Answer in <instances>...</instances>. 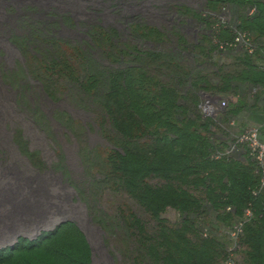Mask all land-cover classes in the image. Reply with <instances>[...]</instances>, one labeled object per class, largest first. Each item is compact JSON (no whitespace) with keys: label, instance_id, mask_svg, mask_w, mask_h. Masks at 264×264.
<instances>
[{"label":"trees","instance_id":"obj_1","mask_svg":"<svg viewBox=\"0 0 264 264\" xmlns=\"http://www.w3.org/2000/svg\"><path fill=\"white\" fill-rule=\"evenodd\" d=\"M231 4L256 8L254 16L244 12L236 24L250 34L256 49L251 55L235 53L232 63L219 65L212 53L222 52L218 46L233 37L232 24L221 22L218 15ZM176 14L197 28L198 39L191 43L196 57H190L189 39L179 24L167 30L137 22L130 28L131 38L154 48L121 42L114 30L92 26L86 49L70 48L75 59L71 64L70 55L61 50L66 43L48 37L56 28L52 24L45 36H30L44 38L48 47L38 55L25 53L26 71L50 100L75 89L78 104L86 101L85 107H91L108 144L105 154L93 150L85 156L87 172L97 175L90 182L92 198L112 189L142 214L119 210L112 217L94 219L107 236L119 240L121 258L129 264H222L231 243L224 231L241 220L238 262L264 264V187L246 155L224 154L237 110L224 109L215 117H204L198 110L200 92L231 106L229 98L240 86L264 87V69L253 61L264 39V0H205L199 12L181 7ZM27 41H20L24 49ZM95 50L119 67H100L93 58ZM59 120L70 128L67 115ZM216 154L220 157L214 159ZM78 194L86 201L82 191ZM168 209L178 214L175 223L162 217ZM246 210L249 218L244 217ZM43 235L37 240L20 237L0 248V264H15L16 254L29 258L27 252L38 248ZM81 258L71 264H89L86 256Z\"/></svg>","mask_w":264,"mask_h":264},{"label":"rangeland","instance_id":"obj_2","mask_svg":"<svg viewBox=\"0 0 264 264\" xmlns=\"http://www.w3.org/2000/svg\"><path fill=\"white\" fill-rule=\"evenodd\" d=\"M204 5L205 0H0V248L12 246L20 237L37 240L44 234L38 248L27 252L29 258L12 256L15 264H71L84 256L89 264H129L118 254L119 240L107 236L94 219L112 217L119 210L142 215L124 194L112 189L92 198L90 182L97 175L88 173L85 156L93 150L105 154L108 144L91 107L76 101L77 90L68 89L58 100H50L28 75L25 53L38 55L48 47L44 38L32 39V33L45 36L46 28L56 25L48 37L66 43L68 47L62 45L61 50L70 55L72 64L70 48L86 49L92 26L114 30L121 42L152 49L153 44L131 38L135 23L167 30L179 24L189 39L190 57H196L191 43L198 39L197 28L176 11L186 7L199 12ZM24 39L27 49L20 45ZM93 58L102 68L119 67L109 64L99 50ZM198 96L201 101L208 95ZM237 105L235 99L224 109L237 110ZM61 115L70 118L69 129L60 122ZM230 123L229 145L240 126L236 119ZM79 191L86 201L79 198ZM162 217L170 223L179 219L171 209Z\"/></svg>","mask_w":264,"mask_h":264},{"label":"built area","instance_id":"obj_3","mask_svg":"<svg viewBox=\"0 0 264 264\" xmlns=\"http://www.w3.org/2000/svg\"><path fill=\"white\" fill-rule=\"evenodd\" d=\"M247 17H252L256 14V8L250 6L244 11ZM237 23L233 24L232 41L230 43H221L218 46L220 51L232 50L234 53H247L251 55L256 49V45L251 39V36L246 31L237 29ZM218 101V102H216ZM227 103L223 100H215L211 96L202 98L198 105V110L204 117H215L218 112H222ZM232 125V123H230ZM233 144H228L224 154L233 155L234 151L239 154L237 157L246 155L255 166V174L259 176V186L264 187V142L260 138V132L257 128H247L240 133H237L232 140ZM214 159L220 157L219 154L213 156ZM226 211L230 212L232 209L226 207ZM251 213L249 210L244 212V217L249 218ZM242 221L235 220L233 225L224 231L228 239L231 241L230 246L227 248V257L222 264H241L237 260V251L239 249L238 237L242 234Z\"/></svg>","mask_w":264,"mask_h":264},{"label":"crops","instance_id":"obj_4","mask_svg":"<svg viewBox=\"0 0 264 264\" xmlns=\"http://www.w3.org/2000/svg\"><path fill=\"white\" fill-rule=\"evenodd\" d=\"M253 1V0H252ZM242 10L241 14L238 10ZM245 7H238L235 4L225 5L219 12V19L223 23L235 24L238 18L244 13ZM232 15L229 16V13ZM212 14L211 19L215 18ZM232 20H231V19ZM257 54L253 57V61L260 68L264 69V39L259 42ZM235 53L233 51L213 52L212 60L217 61L219 65H228L232 63ZM221 99V98H219ZM230 103L237 100V117L236 122L240 123L238 133L247 128H257L260 132V138L264 142V87L253 88L249 85H242L235 96H230ZM235 119L233 121L235 122Z\"/></svg>","mask_w":264,"mask_h":264}]
</instances>
